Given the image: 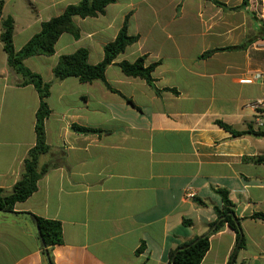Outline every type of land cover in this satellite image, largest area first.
Returning a JSON list of instances; mask_svg holds the SVG:
<instances>
[{
	"label": "crops",
	"instance_id": "crops-1",
	"mask_svg": "<svg viewBox=\"0 0 264 264\" xmlns=\"http://www.w3.org/2000/svg\"><path fill=\"white\" fill-rule=\"evenodd\" d=\"M81 0H4L19 52L44 23ZM115 0L104 15L74 18L80 37L60 36L52 56L24 61L52 84L45 121L50 152L38 190L0 212V264H49L33 216L62 224L54 264H169L180 246L209 232L225 190L242 219L245 247L225 225L210 237L201 264H264V136L234 137L218 122L264 133V15L256 0ZM128 17L138 41L106 71V82L57 80L60 58L86 49L90 65L104 59ZM247 43L244 50L205 53ZM145 59L159 94L127 77L119 63ZM254 79L253 82H247ZM8 64L0 40V189L10 192L36 144L40 97ZM74 126L88 129L80 132ZM192 189L196 196L185 198Z\"/></svg>",
	"mask_w": 264,
	"mask_h": 264
},
{
	"label": "trees",
	"instance_id": "trees-1",
	"mask_svg": "<svg viewBox=\"0 0 264 264\" xmlns=\"http://www.w3.org/2000/svg\"><path fill=\"white\" fill-rule=\"evenodd\" d=\"M115 0H81L78 4L70 5L59 17L52 18L44 23L40 33L36 34L19 52L14 48L13 34L14 21L12 18L3 19L4 0H0V40L4 46V52L8 57L9 66L24 78L23 85H32L37 90L40 97V106L36 114V144L29 151L24 160L22 178L13 186L10 192L0 189V212L19 214L14 210L17 203L25 202L37 190L38 182L45 174L46 169H39V160L42 155L50 152L51 148L46 143L45 121L51 115V110L47 99L50 96L52 84L45 82L43 78L29 70L24 61L34 56H52L55 53V46L60 36L69 33L75 38L80 37V30L74 23L75 17L82 19L96 18L104 15L106 8L114 3ZM215 4L226 7V5L216 1ZM250 0H243L240 7L232 10H241L249 5ZM138 41L137 37L128 34V17H126L124 26L119 31L116 39L104 47V59L97 65H90L88 62L89 54L86 49H80L72 55L62 56L54 68V77L57 80L66 78H77L81 83H92L94 81L106 82V71L115 60L123 54L126 49ZM247 43L236 47L216 49L202 55V58H208L217 52L244 50ZM122 72L127 77L140 78L156 91H160L154 84L152 73L156 64L146 66L145 59L139 58L131 63L123 61L118 64ZM107 87L114 91L108 84ZM225 130L232 133L234 137L244 135L264 136V133L254 132L253 130L237 131L233 127L218 122ZM76 131L90 132L88 129L74 126ZM256 164H264V156L253 158ZM217 193L222 199V207L215 208L217 220L210 226L209 232L201 237L180 246L171 254L169 264H201L210 247V237L219 232L225 225H228L236 233V250L245 247L241 222L235 213V206L229 199V194L225 190H218ZM39 228V236L42 242V253L49 264H54L52 258V248L63 244L62 224L58 221L46 220L33 216ZM253 220L264 222V213H256L251 216ZM234 258V257H233ZM229 264H233V259Z\"/></svg>",
	"mask_w": 264,
	"mask_h": 264
},
{
	"label": "built area",
	"instance_id": "built-area-1",
	"mask_svg": "<svg viewBox=\"0 0 264 264\" xmlns=\"http://www.w3.org/2000/svg\"><path fill=\"white\" fill-rule=\"evenodd\" d=\"M255 78V80H259V81H261V82H263L264 83V75L263 74H261V73H258V74H256V76L254 77ZM253 80L254 79H250V80H248L247 82H253ZM255 106L256 107H264V102H262V101H259V102H257L256 104H255ZM196 196V194H195V192L192 190V189H189V191H186V193H185V198L186 199H189V198H194Z\"/></svg>",
	"mask_w": 264,
	"mask_h": 264
},
{
	"label": "rangeland",
	"instance_id": "rangeland-1",
	"mask_svg": "<svg viewBox=\"0 0 264 264\" xmlns=\"http://www.w3.org/2000/svg\"><path fill=\"white\" fill-rule=\"evenodd\" d=\"M256 5H255V13L258 17H261L264 15V0H256Z\"/></svg>",
	"mask_w": 264,
	"mask_h": 264
},
{
	"label": "water",
	"instance_id": "water-1",
	"mask_svg": "<svg viewBox=\"0 0 264 264\" xmlns=\"http://www.w3.org/2000/svg\"><path fill=\"white\" fill-rule=\"evenodd\" d=\"M37 229H38V232H39V228H38V226H37Z\"/></svg>",
	"mask_w": 264,
	"mask_h": 264
}]
</instances>
